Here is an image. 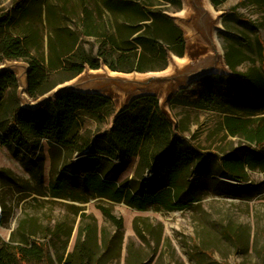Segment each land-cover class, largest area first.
<instances>
[{"label": "rangeland", "instance_id": "374dc122", "mask_svg": "<svg viewBox=\"0 0 264 264\" xmlns=\"http://www.w3.org/2000/svg\"><path fill=\"white\" fill-rule=\"evenodd\" d=\"M15 1L0 0V17L14 6ZM42 1L46 5L51 3L56 6L61 37L55 38L45 9L40 16L35 13L29 17L27 22L34 28L31 36L34 37L37 49L34 54L37 57L43 58L46 63L53 60L57 65L55 53H61L70 44V35L77 37L78 44L92 56H97L101 51H111L102 40L79 35V32H85L82 25L84 9H89L93 14L94 24L106 26L111 34L116 32L117 24L122 23L107 13L98 14V0ZM181 1V8L160 0L150 2L165 10L181 28L186 40V53L189 42L187 32L177 20V14L186 4L184 0ZM212 6L216 11L217 27L218 22L221 24L217 38L222 54L216 72L231 74L225 62L230 45L237 42L254 43L258 38L264 43V0H228L218 8ZM240 17L251 20L258 29L253 32L239 21ZM210 52L195 57L188 66ZM172 54L170 52L168 62ZM113 58L116 59L117 55ZM252 60L249 59L237 70H255L258 65ZM4 69L17 74L19 101L28 108L37 107L41 101L52 98L54 92L65 85L75 86L84 93L111 97L115 104L113 113H83L81 116L80 134L89 138L110 128L119 112V97L105 94L103 91L106 88L124 91L131 98L130 102L143 96H158L162 111L177 126L181 135L207 159L202 158V163L196 162L203 177L198 179L193 174L185 184L186 189L192 187L196 190L199 202L181 211L169 212L159 206L138 211L124 202L115 203L87 191L81 179L67 170L75 157L71 158V152L58 143L38 141L34 154L0 143V197L7 209V218L0 222V246L3 243L14 244L11 239L37 241L50 259L44 260L41 253L40 257L32 258L30 264H65L70 254H73L71 264H264V171L247 167L248 181L243 184L229 175H216L224 154L249 152L255 145L243 138L228 136L220 114L182 105L170 107V98L192 83L191 80L179 81L183 83L174 91L175 83H165L169 89L163 96L144 94L131 97L133 91L145 89H130L119 81L121 78L133 76L129 80H145L165 69L126 73L112 71L102 63L99 70L86 67L76 79L59 83L45 96L33 100L25 90L28 64L23 61L0 62V71ZM54 75L52 80L60 81V73ZM100 77L101 80L98 79ZM143 176L149 178L150 174ZM133 179L134 169L123 174L120 183ZM60 186L63 188L61 191ZM2 211L0 203V214ZM24 246L31 248V245Z\"/></svg>", "mask_w": 264, "mask_h": 264}, {"label": "trees", "instance_id": "16d2710c", "mask_svg": "<svg viewBox=\"0 0 264 264\" xmlns=\"http://www.w3.org/2000/svg\"><path fill=\"white\" fill-rule=\"evenodd\" d=\"M150 1H96L98 14L104 12L115 21H122L113 34L106 26L94 24L93 14L84 9L85 32L79 35L102 40L111 51L92 56L78 44L77 37L70 35V44L61 53H55V65L53 60L46 63L34 54L37 51L31 36L34 28L27 19L35 13L40 16L45 9L48 24L55 38L60 39V16L56 6L46 5L42 0H16L0 17V62L28 64L25 90L33 100L45 96L59 83L76 79L86 67L99 70L102 63L112 71L126 73L164 70L170 52L184 56L186 40L181 28L165 10ZM160 1L178 8L182 6L181 0ZM227 1L211 0L216 8ZM238 19L253 32L258 29L251 20ZM249 59L258 67L250 72L238 71ZM225 62L231 74H211L195 80L171 97L169 104L170 107L182 105L216 112L223 117L228 136L240 137L255 145L249 152L224 154L216 173L229 175L243 184L248 181L247 167L264 171V43L258 38L254 43L232 44L225 54ZM56 73H60V81L52 80ZM19 86L13 70L0 71V143L3 146H16L34 154L38 141L58 143L71 152V158L75 157L67 170L81 179L87 191L115 203L124 202L138 211L150 206H159L169 212L181 211L199 202L196 190L186 189L185 184L193 174L198 179L203 177L196 162L202 163V158L205 161L207 158L181 135L162 111L158 96L134 99L117 113L110 128L89 138L80 134L81 116L83 113H113L115 104L111 97L66 91L54 100L28 108L19 101ZM132 169L134 179L120 183L121 176ZM145 173L150 177L144 178ZM62 189L60 186V191ZM0 203L2 222L7 218V209L1 197ZM11 241L14 244L0 246V264H30L32 258L42 254L44 260L50 259L35 240ZM24 245H31V248ZM72 255L65 264H71Z\"/></svg>", "mask_w": 264, "mask_h": 264}, {"label": "water", "instance_id": "95a60500", "mask_svg": "<svg viewBox=\"0 0 264 264\" xmlns=\"http://www.w3.org/2000/svg\"><path fill=\"white\" fill-rule=\"evenodd\" d=\"M187 3L189 6V15L186 18V22L192 23L193 29L210 45V54L190 66H187L184 70L176 69L173 73L165 74L159 72L145 80H129L121 78L119 81H121L124 86H128L130 89H146L153 83H169L170 85H173L179 81L191 80L193 82L208 75L217 74L216 71L219 69L220 60V54L214 40V32L218 28L216 25L217 20L205 6L203 0H188ZM98 79L101 80L102 77ZM66 91L82 92L78 91L76 87L72 85L61 86L54 92L52 98H48L46 101L54 100L59 94ZM46 101H41L38 105L45 103Z\"/></svg>", "mask_w": 264, "mask_h": 264}, {"label": "bare ground", "instance_id": "6f19581e", "mask_svg": "<svg viewBox=\"0 0 264 264\" xmlns=\"http://www.w3.org/2000/svg\"><path fill=\"white\" fill-rule=\"evenodd\" d=\"M186 2L185 7L177 14V20L182 25V27L187 32L188 37V48L183 57L176 56L174 54L171 55V58L169 59L167 68L163 71V73H173L177 70H184L187 68V66L191 63V61L195 57H201L203 55H206L210 50V45L206 43L201 36L193 29L192 25L188 22H186L184 19L189 15V6H188V0H184ZM203 3L205 6L209 9V11L214 15L216 13L215 9L212 6L211 0H203ZM221 28L220 22H218V28L215 31L214 40L216 42L218 52L219 54H222L220 44L218 42L217 33ZM223 65V64H222ZM139 77H136L138 79ZM127 79H133V76L127 77ZM189 81V80H187ZM186 82V81H185ZM183 83V82H182ZM180 82H176L173 86V91L178 88L180 85H182ZM169 86L165 83H155L151 87L145 90H135L132 92L131 97H135L138 95H144V94H157L163 96L168 91ZM105 94H113L114 96L119 97L118 102V111L123 110L126 108L129 103L130 99L127 97V94L124 93V91L115 89V88H106L103 91Z\"/></svg>", "mask_w": 264, "mask_h": 264}, {"label": "crops", "instance_id": "0c3cea01", "mask_svg": "<svg viewBox=\"0 0 264 264\" xmlns=\"http://www.w3.org/2000/svg\"><path fill=\"white\" fill-rule=\"evenodd\" d=\"M203 111H205V110H203ZM206 112H212V111H206ZM214 113H216V112H214ZM218 114V113H217Z\"/></svg>", "mask_w": 264, "mask_h": 264}]
</instances>
